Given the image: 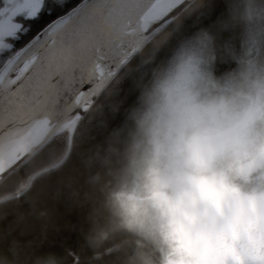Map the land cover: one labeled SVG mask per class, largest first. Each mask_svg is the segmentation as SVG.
<instances>
[{
  "label": "clouds",
  "instance_id": "1",
  "mask_svg": "<svg viewBox=\"0 0 264 264\" xmlns=\"http://www.w3.org/2000/svg\"><path fill=\"white\" fill-rule=\"evenodd\" d=\"M214 60L202 34L179 41L74 146L58 183L109 264H264V55Z\"/></svg>",
  "mask_w": 264,
  "mask_h": 264
},
{
  "label": "snow or ice",
  "instance_id": "2",
  "mask_svg": "<svg viewBox=\"0 0 264 264\" xmlns=\"http://www.w3.org/2000/svg\"><path fill=\"white\" fill-rule=\"evenodd\" d=\"M197 33L212 42L218 73L264 55V0H0V186L46 159L0 192V204L64 168L89 131L99 138L117 125L134 77ZM82 223L55 247H74Z\"/></svg>",
  "mask_w": 264,
  "mask_h": 264
},
{
  "label": "trees",
  "instance_id": "3",
  "mask_svg": "<svg viewBox=\"0 0 264 264\" xmlns=\"http://www.w3.org/2000/svg\"><path fill=\"white\" fill-rule=\"evenodd\" d=\"M239 42L237 35L238 48ZM45 162L46 159L37 157L6 186H0V192L11 190L33 167ZM70 164L71 160L51 177L38 182L21 200L0 204V261L7 258L10 264H75L74 256H78L79 264H109L115 258L111 242L94 244L84 223L80 225L79 239L74 247H55L57 240L67 235L69 226L82 216L70 190L58 183Z\"/></svg>",
  "mask_w": 264,
  "mask_h": 264
},
{
  "label": "water",
  "instance_id": "4",
  "mask_svg": "<svg viewBox=\"0 0 264 264\" xmlns=\"http://www.w3.org/2000/svg\"><path fill=\"white\" fill-rule=\"evenodd\" d=\"M84 90H87V86L85 87V89ZM81 114L83 115V111L81 110Z\"/></svg>",
  "mask_w": 264,
  "mask_h": 264
},
{
  "label": "rangeland",
  "instance_id": "5",
  "mask_svg": "<svg viewBox=\"0 0 264 264\" xmlns=\"http://www.w3.org/2000/svg\"><path fill=\"white\" fill-rule=\"evenodd\" d=\"M240 43H241V41L239 42V44L237 43V45L240 46Z\"/></svg>",
  "mask_w": 264,
  "mask_h": 264
}]
</instances>
